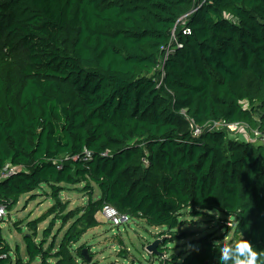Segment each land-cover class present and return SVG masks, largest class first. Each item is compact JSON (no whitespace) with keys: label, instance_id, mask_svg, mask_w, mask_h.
<instances>
[{"label":"trees","instance_id":"1","mask_svg":"<svg viewBox=\"0 0 264 264\" xmlns=\"http://www.w3.org/2000/svg\"><path fill=\"white\" fill-rule=\"evenodd\" d=\"M219 122L264 137V0H0V172L20 168L0 204L43 186L54 200L25 259L0 219V264H98L80 242L105 204L169 231L216 210L264 251V143ZM75 184L98 197L69 208ZM236 240L206 234L160 264H219Z\"/></svg>","mask_w":264,"mask_h":264},{"label":"rangeland","instance_id":"2","mask_svg":"<svg viewBox=\"0 0 264 264\" xmlns=\"http://www.w3.org/2000/svg\"><path fill=\"white\" fill-rule=\"evenodd\" d=\"M237 128V127H236ZM230 128L232 133H242L241 129ZM243 134V133H242ZM245 137L248 136L246 132ZM253 143L259 138L254 132L249 133ZM256 137V138H255ZM255 138V139H254ZM260 142L264 143L263 139ZM84 184L65 186L59 197L62 201H69V208H77L86 205L89 194L93 198L98 197L99 190L93 187L92 193L87 191ZM34 195L33 197H31ZM54 200L50 196L47 186L37 189L31 193L22 194L18 201L9 209L1 223L3 238L7 241L13 251L18 249L19 256L26 258V250L23 236L27 233V223L47 211ZM100 224L88 230L81 239L80 244H87L91 249V261L98 264H160V259H166L172 254L183 257L189 249L198 245V239L206 234H214L221 237L222 241L228 242L237 239L232 229V218L226 217L221 212L213 210L202 215L193 216L189 209L182 211L181 224L169 231L165 226H150L143 219L129 218L127 223L112 226L104 219L102 212L97 214ZM51 218L39 224V235ZM59 223L56 224V232ZM65 229L60 232V240ZM158 240L157 256L150 254L148 246ZM120 251V252H119ZM14 260V257H13Z\"/></svg>","mask_w":264,"mask_h":264},{"label":"built area","instance_id":"3","mask_svg":"<svg viewBox=\"0 0 264 264\" xmlns=\"http://www.w3.org/2000/svg\"><path fill=\"white\" fill-rule=\"evenodd\" d=\"M186 32H189V30L186 29ZM182 33H185V31L182 30ZM170 52H171V50L169 49V47H167L166 51H165V54H166L165 56H167ZM212 127H223V128L227 127L229 130L232 127H235V128L237 127L236 129H241V131L243 133L242 135H244L246 132L248 133V128H247L246 124H243V123L219 122V123H213ZM199 132H200V129L196 128L195 133L197 134ZM254 134L258 136V138H259L258 142H260V139H263V141H264V137H262L258 131H254ZM248 137H250L249 133H248V136L246 138L247 139L251 138V137L250 138H248ZM86 156L87 157L90 156V153L86 152ZM58 167H60V166H58ZM19 169L20 168L18 166H14L10 163H6L0 172V180L6 179V178L12 176L16 172H18ZM100 212H102L104 219H106V221H108L109 224L112 226H119L121 223H127L129 218H130L126 214L119 213L113 206L108 205V204L103 205ZM5 215H6V207L4 204H0V219H3V217Z\"/></svg>","mask_w":264,"mask_h":264},{"label":"clouds","instance_id":"4","mask_svg":"<svg viewBox=\"0 0 264 264\" xmlns=\"http://www.w3.org/2000/svg\"><path fill=\"white\" fill-rule=\"evenodd\" d=\"M219 264H264V251L246 239H240L221 245Z\"/></svg>","mask_w":264,"mask_h":264},{"label":"water","instance_id":"5","mask_svg":"<svg viewBox=\"0 0 264 264\" xmlns=\"http://www.w3.org/2000/svg\"><path fill=\"white\" fill-rule=\"evenodd\" d=\"M157 243H158V240H155L153 243H151L147 248H148V251L150 252V253H158V251H157ZM82 254H83V256L85 257V258H87V260L88 261H90L91 260V256H89L88 255V253H87V249H83L82 250Z\"/></svg>","mask_w":264,"mask_h":264},{"label":"crops","instance_id":"6","mask_svg":"<svg viewBox=\"0 0 264 264\" xmlns=\"http://www.w3.org/2000/svg\"><path fill=\"white\" fill-rule=\"evenodd\" d=\"M239 136H240L241 138H244V139L246 138L245 135H239Z\"/></svg>","mask_w":264,"mask_h":264}]
</instances>
